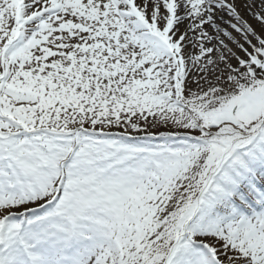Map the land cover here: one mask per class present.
<instances>
[{
    "label": "snow or ice",
    "instance_id": "obj_1",
    "mask_svg": "<svg viewBox=\"0 0 264 264\" xmlns=\"http://www.w3.org/2000/svg\"><path fill=\"white\" fill-rule=\"evenodd\" d=\"M0 264H264V0H0Z\"/></svg>",
    "mask_w": 264,
    "mask_h": 264
}]
</instances>
